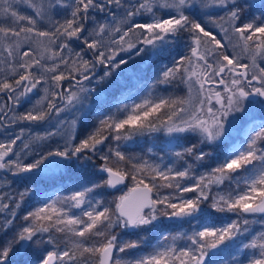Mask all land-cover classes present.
I'll return each instance as SVG.
<instances>
[{"label": "rangeland", "instance_id": "1", "mask_svg": "<svg viewBox=\"0 0 264 264\" xmlns=\"http://www.w3.org/2000/svg\"><path fill=\"white\" fill-rule=\"evenodd\" d=\"M109 1L111 12L92 0H0V90L19 87L13 98L25 101L7 121L45 123L44 136L56 134L62 141L60 149L47 153L40 164L23 165L26 176L56 175L72 161L80 167L85 161L76 158L74 140L81 118L94 112L113 121L120 132L112 147L107 146L106 159L123 164L124 151L137 149L144 152L139 154V168L177 187L168 195L163 216L171 228L159 231L148 246H139L137 239L127 245L124 237L112 235L104 245L86 246L92 250L89 256L81 253V245H86L82 234L108 218V207L96 191L103 184L109 190L108 179L89 185L67 177L33 188L31 199L21 204L31 206L22 218L19 245V252L28 257L16 264H46L51 253L57 256L56 264H98L108 244L115 248L112 264H264V215L243 212L264 196V99L241 94L257 87L264 92V0ZM88 8L107 14L99 22L87 20L82 35ZM138 19L146 20L137 25L138 33L124 29ZM182 28L189 32L185 40H178L174 36ZM86 52L94 61L96 53L113 59L132 57L120 61L113 72L118 75V93L107 111L98 106L108 100L110 85L98 76L81 81L95 71ZM157 56L169 58L159 74L163 85L181 69L187 94L174 117L139 127L163 94L154 77L136 87L144 72L134 69ZM221 67L223 85L212 86L219 82ZM65 78L73 81L62 83ZM25 79L29 84L23 99ZM23 133L0 124L2 139H21ZM203 145H212L213 153ZM2 146L0 174L8 170L10 151ZM207 153L219 156L218 167L204 158ZM94 159L98 160L91 156ZM106 168L126 176L123 167L98 166L97 171L104 173ZM133 173L131 187L120 190L114 203L120 226L135 233L161 218L155 202L133 226L119 216L121 200L142 185L139 171ZM7 208L9 203L0 201V211Z\"/></svg>", "mask_w": 264, "mask_h": 264}, {"label": "trees", "instance_id": "2", "mask_svg": "<svg viewBox=\"0 0 264 264\" xmlns=\"http://www.w3.org/2000/svg\"><path fill=\"white\" fill-rule=\"evenodd\" d=\"M92 1L95 5L100 6L96 0ZM85 13H83V25L85 22ZM101 17V15L92 14L88 20L99 22L101 21L99 20ZM91 18H93V20ZM199 20L200 23H203L201 19ZM140 21L145 22L146 20H134L130 24L125 25L124 29L138 33L137 28L139 26L137 25ZM188 32L189 30L183 28L179 29L174 37L178 40H185ZM111 41H113V38H111ZM177 42L178 41L173 42L175 46ZM77 45L78 43L76 42L74 48H77ZM86 53L91 58L90 54H88V52ZM93 58L95 61L92 58L91 59L95 62V71L88 76H91L90 79H94L96 76H98V78L102 77L101 82L110 85V90L107 95L108 100L104 102V105L98 106L100 109L107 111L118 93L119 85L116 87L118 75L116 76L113 72L120 61L129 60L132 57L130 58L126 56L121 59L114 57L113 59L108 56L99 57L96 53V55H93ZM167 60H169L168 57L157 56L140 70L137 65L135 66L134 70L138 72L137 74L144 72L141 81L136 87H139L140 84L143 85L145 82H149L150 79L154 77L157 82L156 88L160 89L159 91L163 94L162 102L154 107L153 111L149 110L148 113L141 118L139 127L141 124L148 126L149 124L163 122L174 117L180 103L182 104L185 99L187 89L181 69H177L178 72L171 76L169 80L167 78L168 81L165 86L159 79V74L163 73L162 64ZM113 64L114 68L111 67ZM125 65L126 63H122L121 67L123 68ZM105 73H107V75L104 77ZM25 120L23 119V123L18 126V129H21L24 132L23 138L21 137V139H19L15 136L2 139L0 137V146L6 144L2 146V148L10 150L5 161L8 170L0 174V201L3 203H9V208L0 211V264H16L23 261L24 257H28L23 256L25 252H19V245L22 218L25 216L26 210L31 208V206L24 208L23 205L31 199V190L39 185H50L59 180H65L67 177H70L72 181L77 180L80 183L96 185L98 182L101 183L105 180V174L97 171L98 166H110L117 169L123 167L127 176V187H131L133 181L132 177L134 176L133 172L138 170L140 174L137 175L140 179V183L142 185L148 184L152 187L155 206L161 219L150 226H140L135 233L125 231L120 226V223H118L114 203V200L121 191L117 190L112 192L107 190L103 184V188H96V191L101 194L102 199L108 207V218L82 234L81 237L83 238V244L86 245L84 248H82L81 245V253L89 252V256L92 250L91 248H86V246L91 245L92 247L93 244L99 246L104 245L107 239L112 235L124 237L127 240V245L135 243L134 241L137 239L139 246H141L142 243H145L146 246H148L149 243L154 240L159 231L171 228L170 222L164 220L163 216L168 208L166 206L167 201H169L168 195L170 196L173 192L175 194L177 187L175 188L173 184L167 183L165 179L149 173L146 168H139V165L142 163V160L140 162L139 158L144 152L137 149L124 151L123 157H125V159L123 164H114L111 159H106L104 154L107 146L112 147L115 136H118L120 132V128L117 129L113 121L106 119L105 116H95L94 112H90L81 118L77 126L74 140V148L79 152L76 154V158H78V161L81 160L80 163L85 161L80 167H77L75 164L76 162L72 161L67 165L66 170L60 171L56 175H44L40 173L26 176L22 175L21 167L23 165L29 163L33 165L40 164L47 156V153L52 150L57 151L60 149L62 141L59 135L56 134H49V137L44 136V133L47 132L44 130L45 123L39 124L36 122V124H31L25 123ZM34 136L40 138L39 142L35 140ZM194 140L198 141V139ZM198 144L199 141L196 145ZM203 147L210 154L213 153L214 149L212 148V145H203ZM209 153H207L204 158L209 160L210 165L218 167L220 160L219 156H212ZM24 156L26 157L25 159ZM91 156H95L98 160H91ZM150 175L152 177H150ZM22 193H25V195H22ZM193 193L195 195V192ZM21 200H23L22 203H20ZM17 204H20V206L17 207ZM31 252L32 250L29 249L28 253L30 254ZM113 264L121 263L116 262Z\"/></svg>", "mask_w": 264, "mask_h": 264}, {"label": "water", "instance_id": "3", "mask_svg": "<svg viewBox=\"0 0 264 264\" xmlns=\"http://www.w3.org/2000/svg\"><path fill=\"white\" fill-rule=\"evenodd\" d=\"M109 5H110V9L108 10V12H111L112 4L109 2ZM86 30H87V19L85 20V26L82 35L86 33ZM223 72H224V67H221L220 71L217 74L219 82L211 83L212 86L220 87L223 85V80L221 78ZM85 79L86 78H83L81 79V81H84ZM24 81L26 82V86L24 88L26 93L29 80L25 79ZM67 81H73V78H65L63 79L62 83H65ZM257 81L258 80L256 78L253 80V82H257ZM1 93H5V92H1ZM241 94L246 95L248 98H251L253 100L257 99L258 96L264 99V92L259 87H257L251 93L248 94H246L245 91L241 90ZM22 103L23 102H21V104ZM57 106L58 104L54 105L52 110L55 109ZM8 113L9 112H7L5 116H7ZM50 115L51 112L49 113V117ZM104 174L108 179V187H109L108 189L112 192L117 190H122L127 185V177L115 169L106 168ZM153 202L154 199H153L152 188L147 185L137 186L133 188L128 194H126L124 198L121 200V203L118 206V214L122 219L126 220L130 226H133L136 223L138 217L145 210L152 208ZM243 212L245 214L264 215V196L261 198V200L258 203L244 208ZM114 255H115L114 245L113 244L106 245L100 253L98 264H112ZM56 261H57L56 254L51 253L47 259L46 264H56Z\"/></svg>", "mask_w": 264, "mask_h": 264}, {"label": "flooded vegetation", "instance_id": "4", "mask_svg": "<svg viewBox=\"0 0 264 264\" xmlns=\"http://www.w3.org/2000/svg\"><path fill=\"white\" fill-rule=\"evenodd\" d=\"M96 1L100 5L101 4L107 5L108 10L110 9V5L108 2L109 0H96ZM92 14L106 15L107 13L99 10L98 8H90L89 11L86 10L85 20L89 19V17L92 16ZM18 88L19 87H13L9 90H0V124L6 129L11 128V127H18L19 125H21V122H23V120H20V119L13 121V122L7 121V119L9 118L10 115L15 114V112H14V111H16L15 107H17V109L19 111V110H22V108L25 106V101L23 104H21V102H16L13 98L14 94L18 91ZM1 92H5V93H1ZM22 96L24 99L25 98V89H23V91H22ZM7 112H9V113L7 114V116H5ZM18 115L19 114L16 113L17 118L20 117V116L18 117ZM20 118H22V117H20Z\"/></svg>", "mask_w": 264, "mask_h": 264}]
</instances>
